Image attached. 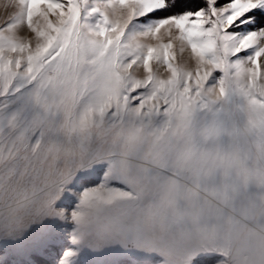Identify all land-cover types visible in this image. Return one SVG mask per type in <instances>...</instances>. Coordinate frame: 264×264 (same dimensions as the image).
I'll return each instance as SVG.
<instances>
[{
	"label": "snow or ice",
	"instance_id": "6c2138e0",
	"mask_svg": "<svg viewBox=\"0 0 264 264\" xmlns=\"http://www.w3.org/2000/svg\"><path fill=\"white\" fill-rule=\"evenodd\" d=\"M0 6V233L65 218L66 185L105 162L73 244L264 264V0Z\"/></svg>",
	"mask_w": 264,
	"mask_h": 264
},
{
	"label": "rangeland",
	"instance_id": "374dc122",
	"mask_svg": "<svg viewBox=\"0 0 264 264\" xmlns=\"http://www.w3.org/2000/svg\"><path fill=\"white\" fill-rule=\"evenodd\" d=\"M193 2L195 7L203 4V0ZM2 11L0 6V13ZM154 15L161 16L162 13ZM147 19L145 17L143 21ZM251 27L239 25L244 31ZM106 170L107 164L102 162L77 172L54 205L57 209L66 210L65 218L46 217L31 224L19 235L0 233V264H163L165 257L160 253L138 248L131 243L125 246L119 242H105L96 235H90L79 245L73 244L75 224L70 213L86 188L104 182ZM68 250H76L77 255L65 259L64 254ZM222 259L221 254L209 252L198 257L195 264H217Z\"/></svg>",
	"mask_w": 264,
	"mask_h": 264
},
{
	"label": "trees",
	"instance_id": "16d2710c",
	"mask_svg": "<svg viewBox=\"0 0 264 264\" xmlns=\"http://www.w3.org/2000/svg\"><path fill=\"white\" fill-rule=\"evenodd\" d=\"M194 0H176V6L174 8L171 9V11H184L186 9H196L198 7H200V5H202V3L200 5H198L197 7H195V3L193 2ZM162 15L167 14L166 12H161Z\"/></svg>",
	"mask_w": 264,
	"mask_h": 264
}]
</instances>
